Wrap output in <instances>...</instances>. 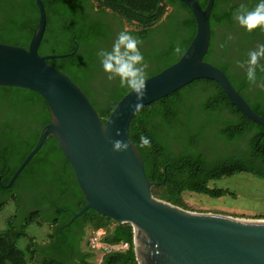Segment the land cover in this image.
<instances>
[{"label":"trees","instance_id":"trees-1","mask_svg":"<svg viewBox=\"0 0 264 264\" xmlns=\"http://www.w3.org/2000/svg\"><path fill=\"white\" fill-rule=\"evenodd\" d=\"M87 4V0H82ZM100 13L108 12L143 43L139 46L147 77L178 59L195 31L193 17L178 0H93ZM203 7L206 0H196ZM259 0H213L208 16L210 37L202 59L224 72L250 109L264 117V72L257 69V84H250L238 62L264 44V31L240 27L234 14L240 4L253 8ZM45 25L37 47L39 55L60 54L46 62L58 69L84 93L105 120L116 101L128 91L118 78L109 81L97 52L110 50L115 40L83 15L80 0H41ZM34 0H0V43L27 47L37 22ZM231 37V39H229ZM224 45L221 47L220 45ZM264 65V59L260 61ZM0 108L16 120L0 125V184H5L34 146L50 116L44 99L35 91L0 85ZM7 126V127H6ZM143 134L151 147H139ZM128 136L137 148L152 196L183 209V192L218 198L226 190L209 187L211 180L245 172L264 179V127L246 118L212 80L199 78L158 98L135 112ZM7 201L15 211L0 229V264H90L93 256L81 248L85 227L103 229L101 241L124 242L127 247L100 257V264H136L129 223L87 209L70 220L84 204L73 171L57 140L48 135L17 174L11 185L0 187V209ZM256 218V217H255ZM260 218V217H257ZM70 220V221H69ZM29 224H43L49 232L43 242L27 236ZM19 240H23L18 244Z\"/></svg>","mask_w":264,"mask_h":264},{"label":"water","instance_id":"water-1","mask_svg":"<svg viewBox=\"0 0 264 264\" xmlns=\"http://www.w3.org/2000/svg\"><path fill=\"white\" fill-rule=\"evenodd\" d=\"M178 1L193 17L194 35L183 55L147 77L140 102L145 106L195 79H209L246 118L264 127V117L250 109L224 72L202 59L209 44L208 16L213 0H206L203 7L196 0ZM34 4L38 17L27 47L0 43V85L37 92L46 103L50 120L0 187L11 185L51 135L85 200L70 220L90 208L116 223H129L136 264H264V219L189 211L152 196L151 187L158 182L147 179L138 150L128 136L135 95L129 90L124 93L101 122L84 93L46 62L63 55L37 53L45 13L41 0ZM116 139L128 142V150L113 151L110 141Z\"/></svg>","mask_w":264,"mask_h":264},{"label":"clouds","instance_id":"clouds-1","mask_svg":"<svg viewBox=\"0 0 264 264\" xmlns=\"http://www.w3.org/2000/svg\"><path fill=\"white\" fill-rule=\"evenodd\" d=\"M234 19L240 27L248 32L257 28L264 31V0H259L251 9L245 4H240L234 14ZM142 43L143 41L139 37L133 36L127 30H122L117 33L110 50L100 49L97 52L107 79L111 81L118 78L120 87L127 88L135 95L136 102L130 105L134 112H139L142 109L143 104L140 101L144 98L146 91L148 64L140 51L139 46ZM175 52L180 55L184 54L179 46L176 47ZM247 56V61L238 62V66L245 70L246 80L250 84H257V69L264 72V65L260 63L264 59V44L257 45L255 49L247 53ZM258 86L264 89V83H260ZM116 134L120 135L119 130ZM110 142L112 150L115 152L128 150L129 144L126 141L116 139ZM139 147L150 148V139L141 134Z\"/></svg>","mask_w":264,"mask_h":264},{"label":"rangeland","instance_id":"rangeland-1","mask_svg":"<svg viewBox=\"0 0 264 264\" xmlns=\"http://www.w3.org/2000/svg\"><path fill=\"white\" fill-rule=\"evenodd\" d=\"M126 28H134L125 25ZM209 187L221 188L227 191L223 196L213 198L200 193L183 192L182 202L186 210L195 212H211L241 218L264 219V179L245 172L234 173L211 180L207 184ZM15 206L11 201H7L0 209V229L3 228L6 217L14 213ZM89 227H85V234L81 241V248L87 250ZM27 236H32L37 242H43L49 232V227L45 224L36 226L29 224L25 230ZM23 240H19L18 244ZM90 264H100V252L93 251Z\"/></svg>","mask_w":264,"mask_h":264},{"label":"flooded vegetation","instance_id":"flooded-vegetation-1","mask_svg":"<svg viewBox=\"0 0 264 264\" xmlns=\"http://www.w3.org/2000/svg\"><path fill=\"white\" fill-rule=\"evenodd\" d=\"M80 4V9L85 15L86 18L92 20L100 29L104 30L108 36L112 38H116L118 32L122 30H126L124 23L119 24L118 21L113 18L108 12L100 13L97 8L94 6L93 0H87V4H85L82 0ZM16 120V117L8 111L0 108V125L4 124H13ZM7 127V126H6Z\"/></svg>","mask_w":264,"mask_h":264},{"label":"built area","instance_id":"built-area-1","mask_svg":"<svg viewBox=\"0 0 264 264\" xmlns=\"http://www.w3.org/2000/svg\"><path fill=\"white\" fill-rule=\"evenodd\" d=\"M103 229L92 230L88 234L87 246L91 251L100 252L101 255L110 251L122 250L127 247L124 242L106 244L101 241Z\"/></svg>","mask_w":264,"mask_h":264}]
</instances>
